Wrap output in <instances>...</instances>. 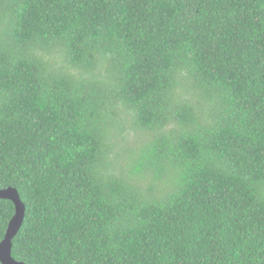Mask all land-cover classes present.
Wrapping results in <instances>:
<instances>
[{"label": "trees", "instance_id": "trees-1", "mask_svg": "<svg viewBox=\"0 0 264 264\" xmlns=\"http://www.w3.org/2000/svg\"><path fill=\"white\" fill-rule=\"evenodd\" d=\"M7 187L26 264H264V0H0Z\"/></svg>", "mask_w": 264, "mask_h": 264}, {"label": "water", "instance_id": "water-1", "mask_svg": "<svg viewBox=\"0 0 264 264\" xmlns=\"http://www.w3.org/2000/svg\"><path fill=\"white\" fill-rule=\"evenodd\" d=\"M0 198L11 199L16 207V213L11 218L7 234L0 243V260L2 264H26L16 260L12 255L13 238L18 234L25 219L26 205L15 187L0 189Z\"/></svg>", "mask_w": 264, "mask_h": 264}, {"label": "rangeland", "instance_id": "rangeland-1", "mask_svg": "<svg viewBox=\"0 0 264 264\" xmlns=\"http://www.w3.org/2000/svg\"><path fill=\"white\" fill-rule=\"evenodd\" d=\"M58 54H60V52H57V55H58ZM55 59H56L57 62L60 61V57H59V56H55ZM188 89H189V88H188ZM194 89L197 90L198 92L200 91V90H199L198 88H196V87H194ZM181 91L186 92L187 90L182 89ZM187 93H189V92H187ZM203 93H205V92H203ZM205 94H206V93H205ZM135 134H136V133L133 131V132L128 133V134L124 133L123 135H124V136L128 135V137H132V136L135 135ZM137 138H138V137H137Z\"/></svg>", "mask_w": 264, "mask_h": 264}]
</instances>
